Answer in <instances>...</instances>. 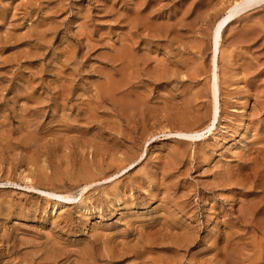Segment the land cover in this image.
I'll return each instance as SVG.
<instances>
[{
	"label": "rangeland",
	"instance_id": "obj_1",
	"mask_svg": "<svg viewBox=\"0 0 264 264\" xmlns=\"http://www.w3.org/2000/svg\"><path fill=\"white\" fill-rule=\"evenodd\" d=\"M232 2L0 0V264H264V4L216 51Z\"/></svg>",
	"mask_w": 264,
	"mask_h": 264
},
{
	"label": "bare ground",
	"instance_id": "obj_2",
	"mask_svg": "<svg viewBox=\"0 0 264 264\" xmlns=\"http://www.w3.org/2000/svg\"><path fill=\"white\" fill-rule=\"evenodd\" d=\"M262 4H264V0H233L231 5L225 10V13L222 15V17L219 18V20L217 21V23L213 29L214 30V33H213L214 37L213 36L212 37L215 39L216 51L218 50V46L221 42L222 34H223V31L225 30V28L232 21H234L236 18H238L239 16H241L245 12H248L249 10L256 8ZM216 66L218 67L217 63H216ZM217 82H218V74L216 75V83H215V85H213L214 86V94L219 93ZM215 97H216V95H215ZM217 115H218V107L216 104L215 114H214L215 119L217 118ZM215 119H214V121H215ZM207 128H209V131H210L211 126L209 127V125H208ZM182 130H184V129H182ZM175 133L182 138H189V137L190 138H196V137H199L201 134V132L199 133V131L196 134L188 133L186 131H181V132L177 131ZM88 186L84 187L82 189V191H85L88 188Z\"/></svg>",
	"mask_w": 264,
	"mask_h": 264
}]
</instances>
